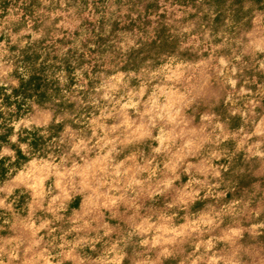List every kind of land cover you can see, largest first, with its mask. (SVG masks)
Segmentation results:
<instances>
[{
	"label": "rangeland",
	"instance_id": "1",
	"mask_svg": "<svg viewBox=\"0 0 264 264\" xmlns=\"http://www.w3.org/2000/svg\"><path fill=\"white\" fill-rule=\"evenodd\" d=\"M42 65L74 104L10 122L61 127L0 177V264H264V0H0V85Z\"/></svg>",
	"mask_w": 264,
	"mask_h": 264
},
{
	"label": "trees",
	"instance_id": "2",
	"mask_svg": "<svg viewBox=\"0 0 264 264\" xmlns=\"http://www.w3.org/2000/svg\"><path fill=\"white\" fill-rule=\"evenodd\" d=\"M43 66V67H42ZM34 66L32 72L26 78H22L18 87H14L9 93L7 88L0 85V98L5 108L0 109V152L4 146L8 145L16 151L15 160L11 157H2L0 159V177H6L12 167H20L29 161L34 155H46L48 152V140L58 136L60 122L53 121L48 127H36L33 129L24 128L18 133V143L13 142L11 136L14 133V127L10 122L14 116L20 115L22 103L27 99H34L39 103L49 102L56 112H62L66 106H73L74 103L67 104L64 89H69L70 82L61 86L60 81L52 78L45 72L46 66ZM16 104V108L12 105ZM46 130L47 133L42 131ZM22 143L28 145V152H25L20 146ZM10 163L6 165V161Z\"/></svg>",
	"mask_w": 264,
	"mask_h": 264
},
{
	"label": "clouds",
	"instance_id": "3",
	"mask_svg": "<svg viewBox=\"0 0 264 264\" xmlns=\"http://www.w3.org/2000/svg\"><path fill=\"white\" fill-rule=\"evenodd\" d=\"M113 131H115V129H113ZM11 139H12L13 142H17L18 143L17 136L14 135L13 137H11ZM109 143H111V141H109ZM136 182L139 183V181H136ZM2 205H3V201H0V206H2ZM157 242L160 243L161 241L158 239ZM141 243L148 244L149 242L147 240H142ZM117 264H118V261H117Z\"/></svg>",
	"mask_w": 264,
	"mask_h": 264
}]
</instances>
